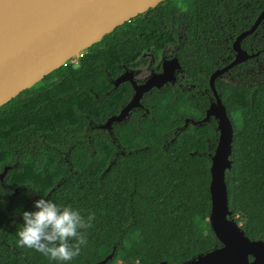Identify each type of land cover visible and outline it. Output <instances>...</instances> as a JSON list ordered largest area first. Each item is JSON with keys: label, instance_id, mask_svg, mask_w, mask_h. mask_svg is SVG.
<instances>
[{"label": "trees", "instance_id": "obj_1", "mask_svg": "<svg viewBox=\"0 0 264 264\" xmlns=\"http://www.w3.org/2000/svg\"><path fill=\"white\" fill-rule=\"evenodd\" d=\"M262 11L264 0H166L0 107V174L11 167L0 181V264H54L18 247L22 212L42 196L95 213L71 264L109 255L107 264H186L221 247L209 221L219 140V120L203 122L216 103L209 82ZM169 47L182 66L176 83L103 128L132 96L116 79L145 51L160 57ZM242 48L254 56L215 85L234 128L231 218L264 242V22Z\"/></svg>", "mask_w": 264, "mask_h": 264}, {"label": "water", "instance_id": "obj_2", "mask_svg": "<svg viewBox=\"0 0 264 264\" xmlns=\"http://www.w3.org/2000/svg\"><path fill=\"white\" fill-rule=\"evenodd\" d=\"M164 1L0 0V107L43 81L117 27ZM262 22L264 11L250 29L236 38L233 44L235 59L210 77L216 103L211 104L203 122H208L212 116L219 120V140L211 165L212 208L209 221L222 246L186 264H264V242L250 240L231 218L226 172L232 168L234 128L215 85L223 74L254 56L242 48V41L252 35ZM180 69L178 59L165 60L163 71L152 75L142 85L133 81V74L126 71L115 81V86L130 80L135 94L103 128L111 129L113 123L124 121L131 110L142 107L145 93L174 82L175 72ZM10 168L6 167L0 174L2 182ZM111 258L109 255L96 264H107Z\"/></svg>", "mask_w": 264, "mask_h": 264}, {"label": "clouds", "instance_id": "obj_3", "mask_svg": "<svg viewBox=\"0 0 264 264\" xmlns=\"http://www.w3.org/2000/svg\"><path fill=\"white\" fill-rule=\"evenodd\" d=\"M34 209L22 212L23 224L16 232L18 247L33 250L54 264H71L88 243L87 231L93 227L95 213L85 216L82 210L45 196L35 201Z\"/></svg>", "mask_w": 264, "mask_h": 264}, {"label": "flooded vegetation", "instance_id": "obj_4", "mask_svg": "<svg viewBox=\"0 0 264 264\" xmlns=\"http://www.w3.org/2000/svg\"><path fill=\"white\" fill-rule=\"evenodd\" d=\"M174 24V23H173ZM174 30H176L177 31V36H178V39H180V33H179V31H181V25H179V24H177L176 25V27H175V29ZM236 40V39H235ZM235 42V41H234ZM234 42H233V44H234ZM170 48V49H169ZM168 48V50H167V52L165 53V54H162L160 57H157L155 54H153V53H151V51H149V50H147V51H145L144 53H143V55L141 56V58L138 60V63H139V65H137L136 66V68H133V69H127V70H125L124 71V73L126 72V71H130L132 74H133V81H135L138 85H142V84H144V83H146V81L152 76V75H154V74H158V73H161L162 71H163V63H164V61L165 60H169V59H173V58H176V59H178L177 57H175L174 55H173V47H169ZM233 49H234V47H233ZM244 49V48H243ZM245 50V49H244ZM235 51V50H234ZM247 51V50H246ZM248 53V52H247ZM249 54V53H248ZM252 55H254V54H252ZM235 56H236V51H235ZM235 59V58H234ZM179 60V59H178ZM179 62H180V60H179ZM231 63V62H230ZM229 63V64H230ZM180 64H181V62H180ZM228 64V65H229ZM227 66V65H226ZM141 68H146V69H148L149 71H150V73H149V75H147V76H144V77H142V76H140L141 75V73L139 72L140 71V69ZM181 69H182V66H181ZM181 69L180 70H177L176 72H175V81L174 82H168V83H166L163 87H165V86H167V85H169V84H174V83H176V81H177V75H178V73L181 71ZM123 73V74H124ZM122 74V75H123ZM121 76V75H120ZM119 76V77H120ZM118 77V78H119ZM117 78V79H118ZM116 79V80H117ZM123 83H129L130 85H131V88H132V96H131V99H130V101L132 100V98H133V96H134V94H135V89H134V86H133V83L130 81V80H128V81H125V82H123ZM122 84V83H121ZM163 87H161L160 89H162ZM153 89H158V88H153ZM152 89V90H153ZM152 90H150L149 92H151ZM149 92H147V93H145L144 94V96L146 95V94H148ZM144 96H143V98H144ZM143 98H142V100H141V104H142V107H139V108H143L144 106H143V103H142V101H143ZM129 101V102H130ZM128 102V103H129ZM127 103V104H128ZM126 104V105H127ZM125 105V106H126ZM124 106V107H125ZM123 107V108H124ZM122 108V109H123ZM135 109H138V108H135ZM134 110V109H133ZM133 110H131V111H133ZM122 111V110H121ZM120 111V112H121ZM130 111V112H131ZM130 116V113H129V115H128V117ZM127 117V118H128ZM111 118V117H110ZM109 118V119H110ZM126 118V119H127ZM108 119V120H109ZM125 119V120H126ZM116 123V122H115ZM1 181V180H0ZM2 182V181H1ZM15 193H18V189H15Z\"/></svg>", "mask_w": 264, "mask_h": 264}, {"label": "rangeland", "instance_id": "obj_5", "mask_svg": "<svg viewBox=\"0 0 264 264\" xmlns=\"http://www.w3.org/2000/svg\"><path fill=\"white\" fill-rule=\"evenodd\" d=\"M139 72L141 73L140 76H142V77L147 76L150 73V71L148 69H146V68H141Z\"/></svg>", "mask_w": 264, "mask_h": 264}]
</instances>
